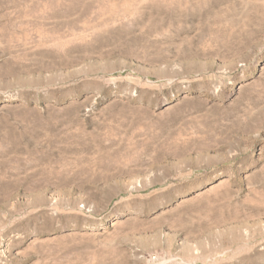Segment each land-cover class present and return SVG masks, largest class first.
<instances>
[{
    "label": "rangeland",
    "instance_id": "obj_1",
    "mask_svg": "<svg viewBox=\"0 0 264 264\" xmlns=\"http://www.w3.org/2000/svg\"><path fill=\"white\" fill-rule=\"evenodd\" d=\"M0 264H264V0H0Z\"/></svg>",
    "mask_w": 264,
    "mask_h": 264
}]
</instances>
